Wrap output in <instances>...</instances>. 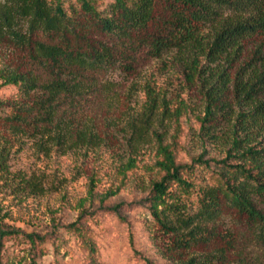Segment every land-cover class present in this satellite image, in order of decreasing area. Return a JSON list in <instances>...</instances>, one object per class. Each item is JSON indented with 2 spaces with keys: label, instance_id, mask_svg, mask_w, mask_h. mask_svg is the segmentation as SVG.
<instances>
[{
  "label": "rangeland",
  "instance_id": "obj_1",
  "mask_svg": "<svg viewBox=\"0 0 264 264\" xmlns=\"http://www.w3.org/2000/svg\"><path fill=\"white\" fill-rule=\"evenodd\" d=\"M171 11L167 1L159 0L153 7V20L132 45L96 27L78 29L76 34L69 35L76 48L106 43L113 45L117 53V62L109 68L78 76L83 90L60 103L59 116L73 128L72 138L78 131L95 134L97 140L93 144L71 146L67 141L57 145L44 125L33 134L16 135L6 119L11 108L0 111V152L7 166L4 171L0 168L1 219L7 229L59 237L42 251L31 247L29 241L7 240L0 247L3 264L83 263L86 252L65 227L83 212H97L102 218L97 223L88 220L96 233L100 264H146L148 260L156 264H184L192 257L206 259L207 264H264V249L255 238V223L225 199L217 219L195 223L197 240L188 247L174 241L172 232L162 227L149 209L153 182L164 172L158 164L164 156L159 136L171 145L178 131L175 117L169 115L163 103L156 109L147 106L151 87L161 91L167 106H182L179 121L185 150L180 158L185 163H192L205 150L204 159L221 160L229 145V126L222 113L218 115V139L214 143L202 142L206 102L199 88L189 86L182 66L171 60L173 54L155 57L149 45L140 42L141 36L151 38L164 33ZM216 26L206 25L205 33L212 36ZM33 39L61 42L59 37L52 39L42 33L34 34ZM258 41L257 36L246 40L240 58L227 67L232 82L224 99L231 102L233 111L239 106L234 81L241 75V66L252 57ZM32 49V44L19 45L8 37L0 41V72L31 71L38 75L39 83L60 76L59 69L36 60ZM62 76L66 77L65 73ZM141 130L145 138L137 145ZM48 147L50 150L45 152ZM30 178L38 182L37 188L26 183L25 179ZM119 205V210H112ZM257 208L264 206L258 203Z\"/></svg>",
  "mask_w": 264,
  "mask_h": 264
},
{
  "label": "trees",
  "instance_id": "obj_2",
  "mask_svg": "<svg viewBox=\"0 0 264 264\" xmlns=\"http://www.w3.org/2000/svg\"><path fill=\"white\" fill-rule=\"evenodd\" d=\"M158 1L0 0V41L8 37L19 45L32 44V56L59 69L57 74L60 75L39 83L38 75L31 71L8 69L0 72V111L8 106L11 108V115L6 117L11 131L16 135H29L44 125L60 146L67 141L71 146L96 142L95 134L89 136L83 131L76 132L72 138L73 128L59 116L60 103L65 97L81 93L83 83L77 80L78 76L109 68L117 62V53L113 45L106 43L76 48L70 43L69 35L76 34L78 29L96 27L123 43L136 44V36L142 35L153 20V7ZM165 1L172 8L165 32L151 38L141 36L140 42L149 45L155 57L173 54L171 60L182 66L189 86L199 88L206 102L200 133L202 142L214 143L218 139L219 113L228 123L230 135H227L229 145L225 158L204 159L205 150L193 158L192 163H185L180 158L185 150L179 121L182 106L179 104L175 109L167 106L161 91L151 87L147 106L156 109L163 103L169 115L175 117L178 131L171 145L165 144L159 136L164 156L158 164L164 172L153 182L149 209L153 218L172 232L174 241L188 247L197 240L195 223L217 219L225 199L255 223V238L264 249V209L257 208L258 203L264 206V0ZM213 23L217 26L212 36H208L204 27ZM37 33L52 39L59 37L61 42L33 39ZM254 36L259 38L256 49L241 66V75L234 81L239 106L233 111L231 102L224 99L232 82L227 67L240 58L246 40ZM144 136L141 130L137 145ZM50 148H45V152ZM4 163L1 155L3 171L7 170ZM25 181L31 187H38L33 178ZM120 206L112 210L117 211ZM118 218L122 220L121 215ZM101 219L97 212H83L65 226L86 252L80 264H100L96 233L88 220L97 223ZM184 229L189 231L185 233ZM12 238L29 241L31 247L42 251L47 243L55 244L59 237L7 229L0 216V247ZM207 263L206 259L192 257L184 264ZM0 264H3L1 255ZM146 264L156 263L148 260Z\"/></svg>",
  "mask_w": 264,
  "mask_h": 264
}]
</instances>
